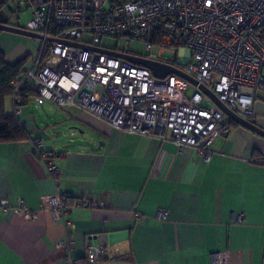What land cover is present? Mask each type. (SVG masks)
Returning <instances> with one entry per match:
<instances>
[{
	"label": "crops",
	"instance_id": "obj_1",
	"mask_svg": "<svg viewBox=\"0 0 264 264\" xmlns=\"http://www.w3.org/2000/svg\"><path fill=\"white\" fill-rule=\"evenodd\" d=\"M6 10L12 24L27 22L16 0ZM16 53L5 51L6 60L16 62ZM6 105L13 112L12 97ZM62 111L54 127H42L22 108L29 137L0 141V199L14 208L21 198L38 212L28 220L0 207V264H65L56 245L68 236L76 264H87L90 243L104 248L99 264H212L216 253L226 254V264H264V137L234 127L216 137L206 162L192 147L179 151L169 139L127 133L78 107ZM254 112L264 128L263 92ZM61 125L90 137L62 147L48 134ZM37 139L47 157L37 153ZM59 191L68 209L54 220L41 200ZM84 198L96 205L80 206Z\"/></svg>",
	"mask_w": 264,
	"mask_h": 264
},
{
	"label": "built area",
	"instance_id": "obj_2",
	"mask_svg": "<svg viewBox=\"0 0 264 264\" xmlns=\"http://www.w3.org/2000/svg\"><path fill=\"white\" fill-rule=\"evenodd\" d=\"M31 8L22 26L42 36L32 63L12 82L13 111L22 112L25 90L34 93L28 101L50 102L67 112L72 107L91 112L113 126L134 134L171 140L182 151L192 147L204 161L211 160L218 135L234 130L232 119L198 85L171 73L161 79L151 69L103 53L112 49L101 43L105 37L122 44L132 40L158 47L159 54L173 46L186 48L176 59L147 56L178 67L209 88L228 108L255 122L254 105L264 93V0H16ZM85 36H89L87 38ZM176 61V62H174ZM177 63V64H175ZM37 153L43 139L35 142ZM49 174L56 165L48 161ZM67 195L59 191L43 196L42 209L54 220L63 219ZM80 206L96 205L89 198ZM28 220L38 212L23 199L10 208ZM168 211L159 209V218ZM143 219L141 214H137ZM65 264H76L70 236L58 242ZM104 248L88 245L87 264H99ZM212 264H226V254L213 255Z\"/></svg>",
	"mask_w": 264,
	"mask_h": 264
},
{
	"label": "rangeland",
	"instance_id": "obj_3",
	"mask_svg": "<svg viewBox=\"0 0 264 264\" xmlns=\"http://www.w3.org/2000/svg\"><path fill=\"white\" fill-rule=\"evenodd\" d=\"M23 7V10L20 13L21 19L23 21H28L30 19L31 14V8L19 5ZM87 38H90L89 36H85ZM103 46L108 48H118V49H125L126 52L133 53L135 55H141V56H161L162 58L176 59V52H178V56L185 53L186 48H177L176 46H173L170 50L165 51L162 54H159L158 47H154L153 49H149L146 45V43L138 41V40H132L129 43L122 44L120 40L111 38V37H105L101 43ZM0 45L7 51L8 54H10L11 51L17 49L21 50L22 54H20L19 58L17 56V53L14 57L13 61H17L21 57L27 58L25 64L28 65L29 61L32 59V54L30 52L36 51V48L41 45V40L38 38L29 37L26 35L13 33V32H7L2 31L0 33ZM30 59V60H29ZM176 62V61H174ZM177 64V63H175ZM178 67H184L183 65L177 64ZM22 108H25L29 112H31V117L35 118L37 122L43 123L42 127H44L45 123H50L53 125V123L56 124L61 117H63V111L62 109L58 108L54 104L47 102L43 105L37 104L34 99H31L27 104L23 105ZM24 117V116H22ZM54 127V125H53ZM58 132V133H57ZM49 136L53 138L54 141H57V139H60L62 143V147L68 146L69 144L73 143V141L77 140L79 135L80 137L83 135L78 129H74L71 127V125L66 126H58L56 128H52V132L49 133ZM89 134H84L82 139H88Z\"/></svg>",
	"mask_w": 264,
	"mask_h": 264
},
{
	"label": "trees",
	"instance_id": "obj_4",
	"mask_svg": "<svg viewBox=\"0 0 264 264\" xmlns=\"http://www.w3.org/2000/svg\"><path fill=\"white\" fill-rule=\"evenodd\" d=\"M10 0H0V23L19 26L11 23L10 15L6 8ZM2 31L0 30V33ZM130 53V52H128ZM133 54V53H132ZM27 58L20 59L14 63L6 60L5 51L0 47V141H13L29 137L26 127L24 126L20 115L14 111L7 110V99L13 96L14 88L12 82L19 78L26 70ZM24 94V105L27 104L28 98L34 93L26 89ZM233 126H240L232 120ZM68 197L66 198L67 201ZM68 204V203H67Z\"/></svg>",
	"mask_w": 264,
	"mask_h": 264
},
{
	"label": "water",
	"instance_id": "obj_5",
	"mask_svg": "<svg viewBox=\"0 0 264 264\" xmlns=\"http://www.w3.org/2000/svg\"><path fill=\"white\" fill-rule=\"evenodd\" d=\"M0 30L1 31H7V32H13L18 33L22 35H26L33 38L41 39L42 36L36 32L30 31L22 26H14L10 24L0 23ZM98 51L107 53L110 55H114L116 57H120L123 59H126L133 64L140 65L143 67H147L152 70L153 74L157 78H165L171 73L178 74L191 83L198 85L206 94H208L215 103L236 123L239 125L251 130L252 132L264 137V128L259 126L256 122H253L249 119H246L242 117L241 115L237 114L235 111L228 108L223 102H221L218 97L205 85L199 83L197 79L194 77L188 75L186 72H184L182 69L167 63L163 62L154 58H150L147 56H141V55H135L128 52H119V51H113V50H105L101 48H97Z\"/></svg>",
	"mask_w": 264,
	"mask_h": 264
}]
</instances>
